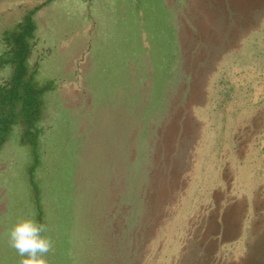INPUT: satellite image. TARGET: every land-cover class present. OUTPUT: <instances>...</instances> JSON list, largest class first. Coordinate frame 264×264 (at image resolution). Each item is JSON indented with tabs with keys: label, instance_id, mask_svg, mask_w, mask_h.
I'll list each match as a JSON object with an SVG mask.
<instances>
[{
	"label": "rangeland",
	"instance_id": "1",
	"mask_svg": "<svg viewBox=\"0 0 264 264\" xmlns=\"http://www.w3.org/2000/svg\"><path fill=\"white\" fill-rule=\"evenodd\" d=\"M0 102V264H264V0H0Z\"/></svg>",
	"mask_w": 264,
	"mask_h": 264
},
{
	"label": "clouds",
	"instance_id": "2",
	"mask_svg": "<svg viewBox=\"0 0 264 264\" xmlns=\"http://www.w3.org/2000/svg\"><path fill=\"white\" fill-rule=\"evenodd\" d=\"M45 223L25 217L18 220L8 232L9 246L20 257L19 264H47V255L54 250L53 241L44 233Z\"/></svg>",
	"mask_w": 264,
	"mask_h": 264
},
{
	"label": "crops",
	"instance_id": "3",
	"mask_svg": "<svg viewBox=\"0 0 264 264\" xmlns=\"http://www.w3.org/2000/svg\"><path fill=\"white\" fill-rule=\"evenodd\" d=\"M263 144H264V142H263ZM264 146V145H263ZM263 156V159H258V162L259 163H261V164H264V154L262 155ZM257 178H260V179H262V180H264V175L262 176V177H257ZM260 183H257L256 185H255V183L253 184V189L255 188V187H257L258 188V185H259ZM264 191V190H263ZM253 195H254V197L252 198V200L251 199H248L246 202L248 203V209L249 210H253V211H256L257 210V206L258 205H260L261 203L263 204V206H264V193H258L257 191H256V193H253ZM264 209V208H263Z\"/></svg>",
	"mask_w": 264,
	"mask_h": 264
},
{
	"label": "trees",
	"instance_id": "4",
	"mask_svg": "<svg viewBox=\"0 0 264 264\" xmlns=\"http://www.w3.org/2000/svg\"><path fill=\"white\" fill-rule=\"evenodd\" d=\"M26 52H25V56H26ZM25 67H24V64H19L18 68H17V71H16V77H15V81L18 83L21 82V77L24 75V72H25ZM2 102V101H1ZM0 102V103H1Z\"/></svg>",
	"mask_w": 264,
	"mask_h": 264
}]
</instances>
